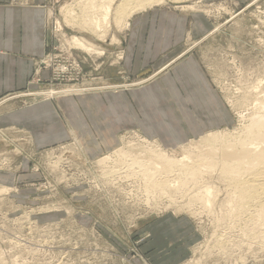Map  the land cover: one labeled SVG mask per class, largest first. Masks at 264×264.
I'll return each mask as SVG.
<instances>
[{"label":"rangeland","instance_id":"1","mask_svg":"<svg viewBox=\"0 0 264 264\" xmlns=\"http://www.w3.org/2000/svg\"><path fill=\"white\" fill-rule=\"evenodd\" d=\"M78 1H48L51 48L44 59L35 62L23 90L0 97V111L10 104L49 103L64 120L67 115L58 95L78 89L87 97L80 99L71 93L66 102L72 115L81 113L87 132L100 142L91 112L82 106L98 96L104 119L115 125L117 142L109 150L101 146L98 155L87 150V142H75L74 137L38 149L27 130L0 127L7 136L0 133V264H264L263 228L237 222L245 213L236 220L229 215L233 190L215 168L201 174V183L187 191L168 185L167 195L153 197V192L143 188L145 184L140 187L129 178L119 180V176L112 181V177H103L107 173L98 163L114 149L140 153L149 145L156 146L136 127L144 121L138 106L130 118L135 124H127L124 99L133 100V93L139 97L148 87H153L151 96H155L169 80L182 89L174 73L189 56L204 73V83L195 73V86L203 93L200 98L208 102L210 111L203 114L210 115L216 127L184 144L169 148L161 144L169 157L188 156L209 165L203 158L218 150L209 139L219 134L240 136L242 126L264 115V0H165L157 6L191 18L195 15V29L208 27L187 37L180 55L173 54L160 66L134 68L132 74L123 63L128 28L122 30L112 21L106 40H101L72 26L62 9ZM76 10L77 17L82 16L84 11ZM74 36L89 40L103 55L72 47L69 41ZM116 106L119 118L115 121L112 109ZM103 131V136H114L111 128ZM170 175L181 184L178 172ZM206 186L211 203L195 201L193 194L203 195ZM167 216L178 223L156 226ZM155 226L159 227L156 236L151 233Z\"/></svg>","mask_w":264,"mask_h":264},{"label":"crops","instance_id":"2","mask_svg":"<svg viewBox=\"0 0 264 264\" xmlns=\"http://www.w3.org/2000/svg\"><path fill=\"white\" fill-rule=\"evenodd\" d=\"M48 1L0 0V97L23 90L33 75L35 62L44 59L51 48ZM192 17L169 12L159 6L149 7L135 15L129 22V38L125 42L123 63L127 71L132 74L134 68L139 71L150 66H160L173 54L180 52V55L184 50L183 41L187 37H195V33L208 27L196 26L195 29V15ZM162 34L165 35L161 36ZM196 72L204 83L203 71L195 58L189 56L174 73L177 80L182 82V89L174 87L169 80L165 87L160 85L155 96H151L153 87H148L138 94L139 97L133 93V100L128 98L126 102L124 99L129 118L127 124L131 125V122L135 121L130 118L138 106L144 113V121L135 126L143 129L147 137L168 148L211 132L216 124L209 118L210 115L203 114L208 113L210 109L208 102L200 98L203 93L195 86ZM86 97L87 95H84L80 99ZM70 98L59 99L67 115L64 120L49 103L29 107L10 104L0 111V127L8 129L14 126L27 130L38 149L64 142L71 137H74L75 142H87L86 148L93 155L101 152V146H105L107 150L111 149L117 142L113 131L115 125L104 119L105 109L99 102L100 98L95 95L91 102L82 103L85 112H91L90 118L100 134V142L87 132L89 129L84 116L80 115L81 113L72 115L73 111L67 108L66 100ZM63 100L65 101L62 102ZM81 102H84V99ZM71 104L76 107L75 102ZM112 115L115 121L119 118L118 106L113 107ZM116 125L118 127V123ZM105 128H111V135L114 136L108 133L106 134L109 136H103ZM167 217L170 218H163L156 226L178 223L174 222V217ZM156 226L151 229L153 235L157 233L156 229H159ZM165 230L167 234L168 229Z\"/></svg>","mask_w":264,"mask_h":264},{"label":"bare ground","instance_id":"3","mask_svg":"<svg viewBox=\"0 0 264 264\" xmlns=\"http://www.w3.org/2000/svg\"><path fill=\"white\" fill-rule=\"evenodd\" d=\"M164 1L119 0L116 3L117 0H79L76 5L65 6L62 10L66 15L64 17L72 23V26L77 28L79 26L81 30L84 28L96 36L95 38L102 40L108 36L107 33H110V28L113 25L112 21L116 26H120L122 30L127 29L130 19L135 13L163 4ZM115 5L116 7H114ZM78 7L84 11L83 14L80 12L82 14V16L79 15L81 19L79 16L77 17L75 12ZM69 42L73 45L72 47L78 50L90 54L94 53L97 56L103 55V52L99 51L97 46L82 37L74 36ZM77 90L73 92L66 91L65 93L70 92L68 95H58V100L73 96L71 93L79 97L85 95L81 90ZM52 95L55 94L48 93L46 96L51 97ZM261 107L264 109L263 104ZM250 121L252 124L241 127L240 136L228 137L219 134L208 140L209 143L216 144L218 147V150L212 153L210 157L203 158L209 162V165H203L201 161L199 163L198 160L195 159L194 161L188 156L181 159L171 158L163 151L161 143L156 140L153 142L156 146L149 145L140 153H133L131 150H126V148L115 149L106 153L104 157H100L98 163L107 173L103 177H112L111 180L116 181L115 177L119 178L120 176L119 180L129 178L128 180L131 179L130 181H134V184L136 183L140 187L145 184L146 187L143 188L153 192V197L167 195L168 192H165V190H167L168 185L178 186L182 190L185 188L190 189L191 186L201 183L199 177L201 174L210 173V170L215 168L221 173L220 178L227 182L233 190L234 201L230 203L232 209L230 212L232 213H229V215H233V218L235 216L234 219L236 220L237 215L245 213V217L237 220V222L248 227L252 224L258 226L259 230H261L260 228L264 230V115L254 116ZM2 132L3 130L0 129V133L7 139V136ZM128 147H130L129 149L133 148L131 145ZM173 171L178 172V176L180 175L181 184L178 180L173 181L169 178ZM195 179L197 180L196 183ZM189 180L193 183L190 184ZM206 187L207 189L202 193L203 195L193 194L192 198L195 201L210 204L212 194L210 187ZM187 189L184 191H187ZM234 207L235 209H233ZM261 235H264V231L261 232ZM260 238L264 237L260 236Z\"/></svg>","mask_w":264,"mask_h":264}]
</instances>
